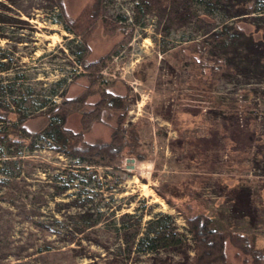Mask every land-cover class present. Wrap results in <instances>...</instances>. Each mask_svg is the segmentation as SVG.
<instances>
[{
    "label": "rangeland",
    "instance_id": "obj_1",
    "mask_svg": "<svg viewBox=\"0 0 264 264\" xmlns=\"http://www.w3.org/2000/svg\"><path fill=\"white\" fill-rule=\"evenodd\" d=\"M61 1L62 14L57 0H0V62L11 61L0 77L6 83L21 75L16 94L23 98L31 93L34 101L24 110L31 116L26 128L34 132L45 124L40 110H35L42 99L48 98L49 104L61 102L60 95H51L59 79L65 77L59 87L66 89V98L89 91L90 71L78 65L72 52H88L86 61L107 54L98 72L109 82L116 80L106 91L113 97L127 95L122 101L128 103V110L102 107L98 119L84 130L85 140L111 139L120 116L123 127H135L139 151L150 159L127 157L120 170L89 168L81 172L101 180L99 197L108 207L101 208L103 218L94 227L101 245L83 241L81 249L87 256L80 257L78 247L45 238L36 228L19 223L22 209L37 217L51 215L52 178L70 163L54 154L51 144L37 140L36 150L24 152L29 167L19 170L10 191H0V218L14 222L9 232L0 231V264H106L108 255L117 252L118 236L133 234L129 222L120 230L107 226L123 213L141 216V233L155 216L170 215L168 223L150 228L175 233L180 239L179 244L161 246L147 254L133 246V264H188L194 248L181 214H188L187 205L203 207L214 230L254 235L255 245L264 247V138L260 137L264 135V94L256 93L245 107L253 119L249 123L243 118L237 121L229 99L237 97L241 83L252 82L244 78L224 80L207 91L200 82L204 76L195 71L197 56L189 51L193 42L201 41L222 23L225 9L208 12L202 0H99V18L89 38L81 42L80 34L67 30L64 20L76 19L95 0ZM262 21L264 16L257 19ZM239 27L246 32L253 30L243 21ZM85 45L87 49L82 51ZM89 92L86 110L93 109L102 97L98 88ZM220 97L229 98L221 102ZM81 121L79 113H72L66 126L77 132L83 129ZM62 178L68 179L65 174ZM167 199L179 209L170 206ZM59 200L67 198L55 201ZM33 206L40 212L32 213ZM51 239L55 249L37 252L39 244ZM225 252L228 264H250L229 242Z\"/></svg>",
    "mask_w": 264,
    "mask_h": 264
},
{
    "label": "trees",
    "instance_id": "obj_2",
    "mask_svg": "<svg viewBox=\"0 0 264 264\" xmlns=\"http://www.w3.org/2000/svg\"><path fill=\"white\" fill-rule=\"evenodd\" d=\"M57 1V7L62 14L63 3L61 0ZM202 4L208 8V12L222 8L226 13L220 25L201 41L191 44L189 51L197 56L194 63L195 71L202 75V78L204 76L200 82L208 88L207 91L224 80L234 81L244 78L252 82L241 83L237 97L229 99V105L235 111L234 118L237 121L243 118L249 123L253 117L252 113L245 110V107L256 93L264 94V21L257 22V19L264 16V0H202ZM99 5L100 1L95 0L86 5L76 19L64 20L65 28L80 34L81 42L89 38L91 29L99 18ZM242 21L252 26L253 30L246 32L240 28L239 22ZM86 49L85 45L82 51ZM87 53L79 55L72 52L77 58L78 65L90 71L87 76L88 90L91 91L93 87L98 88L102 97L94 104L93 109L86 110L84 103L91 93L85 91L79 97L66 98V89L59 87L65 81V77L59 79L53 84L54 89L51 95H60L61 102L49 104L48 98L41 100L39 108L35 110H40V115L45 118V124L34 132L29 131L25 126L31 116L24 111L32 105L34 99L31 93L23 98L16 94L18 87L15 88V86L21 75L6 83L0 77V191L1 193H5L3 190L10 191L11 181L17 178L16 174L20 172L19 170L24 166L29 167L30 164L25 160L27 156L24 154L25 151L36 150L39 139L51 144L54 154L64 156L70 162L63 171L54 173L52 178L53 183L50 185L53 188L52 213L47 217H37L29 215V210L22 209L19 210L22 216L19 223L27 224L32 230L36 228L45 238L54 237L61 244L70 243L78 247L77 252L80 257L87 256L81 249L83 241L87 244L101 245V236L94 227L101 223L103 218L101 208L108 207V203L101 201L99 197L102 196L103 191L101 180L93 174L85 175L81 172L89 168L120 170L127 157L138 161L150 159L145 152L139 151V133L135 127L132 126L129 129L123 127L124 118L120 116L112 129L111 139L96 142L85 140L84 130L87 131L91 122L98 119L102 107L118 108L121 111L125 110V113L128 110V103L122 101L127 98V95L113 97L106 91V88L116 80L111 79L109 82L98 72L109 56L104 54L96 60L86 61ZM8 60L9 63L0 62L1 72L9 69L11 61ZM93 92L95 93L94 90ZM225 98L229 97H220L221 102ZM72 113H79L81 116L83 129L80 131L73 132L66 126L67 117ZM260 137L264 138V135ZM63 174L68 179H63ZM15 187H17L16 184ZM71 189L74 191L67 193ZM65 196L66 201H55L56 198H65ZM167 202L170 206L179 209L172 204L171 200L167 199ZM187 207L188 214L180 210L178 212L185 217L188 224L187 232L193 242V256L188 264H228L225 252L226 242L231 243L237 252L244 256L245 262L264 264V247L255 245L254 235L232 230H214L211 227V218L202 206L200 209L191 208L190 205ZM30 211L40 212L35 206ZM113 215L114 212L112 217ZM2 219L3 217L0 218V231L5 229L7 233L12 230L14 222L12 219ZM169 220L170 215H157L153 220L148 221V225L157 227V225L161 226L162 222L168 223ZM127 222L133 225V234L126 238L118 236V245L115 246L117 252L111 253V256L108 255L106 264H133L134 259H130L133 246H136V250L141 254H147L161 246L168 247L180 243L175 233H162L150 227L141 233L139 230L142 223L141 216L136 217V214L123 213L119 218L107 223V226L113 225L116 230H120L125 228ZM54 246V240L51 239L44 244H39L36 250L41 253L50 252L55 249Z\"/></svg>",
    "mask_w": 264,
    "mask_h": 264
},
{
    "label": "bare ground",
    "instance_id": "obj_3",
    "mask_svg": "<svg viewBox=\"0 0 264 264\" xmlns=\"http://www.w3.org/2000/svg\"><path fill=\"white\" fill-rule=\"evenodd\" d=\"M143 187H144V189L147 188L145 185Z\"/></svg>",
    "mask_w": 264,
    "mask_h": 264
},
{
    "label": "built area",
    "instance_id": "obj_4",
    "mask_svg": "<svg viewBox=\"0 0 264 264\" xmlns=\"http://www.w3.org/2000/svg\"><path fill=\"white\" fill-rule=\"evenodd\" d=\"M130 160V159H129Z\"/></svg>",
    "mask_w": 264,
    "mask_h": 264
}]
</instances>
